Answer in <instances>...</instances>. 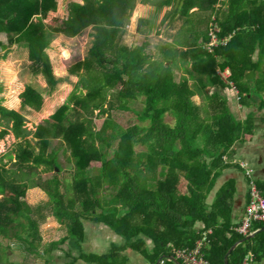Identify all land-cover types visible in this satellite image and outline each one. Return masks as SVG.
Instances as JSON below:
<instances>
[{
    "label": "trees",
    "instance_id": "obj_1",
    "mask_svg": "<svg viewBox=\"0 0 264 264\" xmlns=\"http://www.w3.org/2000/svg\"><path fill=\"white\" fill-rule=\"evenodd\" d=\"M149 2L159 9L176 4L174 16L185 19L193 40L185 46L187 50H181L176 41L165 44L164 60L159 62L147 54L149 44L122 47L120 39L136 0H74L69 3V15L54 18L50 27L43 19L57 9V0H0V35L7 36L9 46L28 49L32 72L42 74L52 88L59 84L46 52L53 40L60 34L74 38L90 27L95 31L86 64L89 71L80 80L87 93L74 92L37 128L38 153L27 143L13 152L14 163L5 162L7 156L0 160V264H9L7 243L12 240L39 257L51 251L42 254L40 250L36 214L41 212L26 198L31 187H40L50 196L54 216L67 229L62 243L70 240L80 249L86 221L104 223L126 240L107 254H67L65 264H127L129 248L157 264L162 257L176 258L174 249L193 248L209 230L203 256L210 264H225L229 249L246 238L232 223L236 191L232 178L220 186L211 203L209 196L223 170L231 166L225 156L236 143L255 136L258 113L252 112L245 123L238 121L224 98L211 89L230 86L219 73L229 69V82L239 91L241 102L264 109V0H144ZM194 8L215 14L219 37L231 36L226 45L208 53L203 48L210 40L208 28L197 44L200 31L193 21ZM180 57L192 63L193 84L188 78L175 80ZM83 65L79 62L70 73L77 75ZM251 72L256 73L253 80L248 79ZM139 96L146 97L141 113L129 106ZM195 96L203 103L197 105ZM20 99L36 112L44 103L43 95L32 87ZM116 109L131 112L139 124L124 129L111 115ZM96 111H100L97 117L104 118L101 125L95 124ZM168 114L175 118V125L167 123ZM26 123L23 114L0 102V142L10 134L26 140L30 135ZM53 140L70 153L73 170L68 180L61 177L59 151L46 152ZM137 147L145 150L137 152ZM10 163L31 172L23 171L17 178L18 169L8 167ZM40 166L45 168L37 171ZM198 222L204 224L203 230L196 228ZM261 228L264 224H256L254 230ZM141 235L154 240L153 253L144 240L132 242ZM58 246L54 243L49 249ZM249 254L255 263L264 260V232L236 248L229 262L240 264Z\"/></svg>",
    "mask_w": 264,
    "mask_h": 264
},
{
    "label": "rangeland",
    "instance_id": "obj_2",
    "mask_svg": "<svg viewBox=\"0 0 264 264\" xmlns=\"http://www.w3.org/2000/svg\"><path fill=\"white\" fill-rule=\"evenodd\" d=\"M71 1L74 0H57V9L51 10L49 15L46 16L43 21L50 27V22L54 18H66L69 15V3ZM141 5H144L145 9L143 13H141V16H143V18L141 19L145 20V22L141 23V20H139V22H137L136 24V10ZM193 11V21L195 27L196 24H198L197 30L200 31L198 32V35L200 37L198 38L197 44H200L201 35L203 32H207V28L210 27L212 15L214 13L209 10L200 11L197 10V8H194ZM171 15L172 11L170 6L159 9L152 2L144 3V0H136L135 9L131 13L128 27L124 31L123 37L120 39L121 46L133 49L139 46H143L144 44H149L146 52L152 58V61H163L164 55L161 46H165V43L168 42V23ZM174 18H176L175 22H177V27L180 29L182 25L181 20L176 16H174L172 20H174ZM184 28V32H186V30L188 31V29H186V21L184 22ZM186 33L188 34V39L190 40L191 36L189 31ZM186 33H183V38H186ZM94 35L95 31L92 27H90L74 38L65 37L63 36V34H60L53 40L50 48L46 50V52H48L51 57L54 67V73L59 79V84L55 88L50 87L48 81H46L45 77L42 74L35 75L32 72L28 49L25 46H9L7 36L5 34L0 35V43H3L5 45V48L0 47V102L8 109L18 111L25 116L27 121L26 129L30 133L29 137L24 141L16 140L13 134H10V136L1 141L0 160L2 157L7 156L4 159L5 162L12 160L14 163L15 158H10L7 161L6 158L11 155H15L13 152L19 149L20 146H23L24 148L27 147V143H29L32 150H34L36 153L39 152V144L34 137L37 128L40 125H44L45 121H48V119H50L64 104H66L70 96L74 92L82 89L80 80L83 77L86 78L89 71L86 64L90 63L89 50L93 46L95 38ZM79 62H84V65L78 70L77 75H72L70 73V68H74V66ZM181 64H183L185 69L181 70V73L178 74L177 72L182 68L180 66ZM191 65L192 63L187 62L183 57L179 58V68L175 69V76L178 78V81H180V78L184 73L186 77L184 76L183 79L188 78L190 79L189 83L193 84V80L191 79V74L189 72V69L192 68ZM92 68L97 69V66L92 64ZM219 73L222 76L225 75L220 70ZM27 87L36 89L44 97V103L42 109L39 112H36L33 109L22 105L20 94L23 93ZM85 93H87V91H85ZM108 94L109 98L112 99L114 91L111 90ZM16 99H19V103H16ZM194 100L199 102L200 99L194 98ZM200 101L202 102V99ZM129 106L134 112H144V109L146 107V97L139 96L137 99L133 100L129 104ZM109 107H111V105L108 104L107 108ZM99 113L100 111H96L94 115L95 124L97 125H101L104 119L101 117H97ZM111 115L113 116L115 121L126 130L134 125L139 124L137 121H135L134 115L131 112L116 109L111 111ZM166 121L170 125H175L176 123L175 118L172 114L167 115ZM141 125L148 126L149 123ZM143 150H145L143 147L136 148L137 152ZM53 151H59V162L61 163L62 168L61 177L63 180H68L71 177V172L73 170V164L69 161L70 153L64 152V148L58 140H53L51 146L48 148V150H46L48 154H51ZM13 163H10L8 167L18 169L16 175L17 178L22 177L21 175L23 171L31 172V169H22ZM44 168L45 166H40L36 170L42 171ZM56 171L59 172L60 170ZM29 178L31 177H25L26 180ZM42 191L43 193H46L43 189ZM1 196L2 195H0V197ZM44 197L48 198V195H45ZM26 198L28 199L30 204L34 203V205H36L35 208H39L41 212L39 214H36V218H39V227L40 225L46 227H42V231L45 232V234H54L51 229L56 227V225L53 224V222L56 221L53 218L54 213L53 207L50 203L51 200L44 201L42 197H37L32 193V189L27 191ZM86 223V232H94L96 229L98 230L99 228H101V226L99 225L93 226L94 224L89 223L88 221H86ZM90 224H92L93 226L92 229H90ZM255 231L256 230H254L253 228V232ZM60 232H63V234H65L64 229L60 228V231L57 234H61ZM7 244H9V242ZM24 253L22 251L19 255H12V259L15 261L14 264H46V262H49L46 259H42L37 255L31 254L27 249L24 250ZM135 256L138 255L136 254ZM64 259L66 258H62L55 264H62V260ZM9 264L11 263L9 262Z\"/></svg>",
    "mask_w": 264,
    "mask_h": 264
},
{
    "label": "crops",
    "instance_id": "obj_3",
    "mask_svg": "<svg viewBox=\"0 0 264 264\" xmlns=\"http://www.w3.org/2000/svg\"><path fill=\"white\" fill-rule=\"evenodd\" d=\"M175 5H176L175 3L173 5H170L172 15L169 18V23H168L169 38H168V42L166 43L173 44L176 41L179 44V48L181 50H187V47L185 46H188L189 39H188V34L186 33L188 31L186 30V32H184L185 20L176 15V17H179L182 23L180 29L177 27V22H175L176 18L172 20L175 13ZM141 6H139L138 9L136 10V17H135L136 24L137 22H139V20H143L141 19L143 18V16H141V13H143L145 9H144V5ZM208 29L210 28L208 27ZM183 33H186V38H183ZM162 48L163 45L161 46V49ZM180 66L182 68L180 69V71L177 72L178 74L181 73V70L185 69L183 64H181ZM184 76L185 74L183 73V75L180 78V81H178L177 80L178 78L175 76V80L177 82H181ZM255 77H256V73H255ZM211 90L213 93L218 92L224 98L234 117L242 123H245L247 121L249 115L252 112L256 111L258 113V122L256 123L257 130L255 131V136L252 138H246V140L236 143L232 147L231 151L225 156V160L229 164H231V166L223 170L222 174L218 178V182L214 187V190L209 196V202L211 203L220 186L226 180L232 178V180L234 181V187L236 189L233 196V205H232V223L235 226L234 228L235 230L242 224L246 216V208L251 199V187H250L251 178H254L257 181L258 188L264 194V109L260 111L255 107H246L241 102L239 91H236L231 86L212 88ZM194 98H198L201 100L199 96H195ZM200 100L199 102H197L196 100L194 101L196 102L197 105H200L203 103V100L202 102ZM260 104L261 102L259 101L258 105ZM243 164H246V167ZM248 168L253 170V173L251 175L248 173ZM31 189H32V193L35 194L37 197L38 196L42 197L44 201L50 200V196L48 195V193H43L40 187L28 188V190ZM44 194L48 195V198H45ZM30 205L34 206V208L36 206L34 205V203ZM53 218L56 221L53 222V224L56 225V227L51 229L54 234H45V232L42 231L43 225H40L39 227V231H40L39 235L42 238L41 247H40L42 254L46 250H51L48 252V255L41 258L46 259L51 263L53 262V264L60 261L64 257L66 259H64L65 262L64 260H62L63 261L62 264H65L66 260H68L67 254L77 256L81 251L86 254H107L111 252L114 245L124 246L126 243L125 238L120 234H118L113 229H111L108 225L104 223H93L88 221L89 223L94 224L93 226L99 225L101 226V228H99L98 230L96 229L94 232L93 231L86 232L85 230V240L83 241L79 249L70 240H66L64 243H62V240H64L67 237V229L59 223L58 219L55 216H53ZM92 224H90V229L93 228ZM84 225L86 229L87 223L85 222ZM60 228L64 229L65 234H63V232H60L61 234H57L60 231ZM196 228L199 230L200 229L203 230L204 224L198 222L196 224ZM137 239L144 240L147 244V248L149 252L153 253L155 249V242L151 237H146L144 235H141L139 237L132 239V242H135ZM54 243H59V246L53 249H49L50 245ZM8 247H9V249H7L8 262L14 264L15 261L12 259V255L13 254L19 255L22 251L24 253L25 244L16 240H12L9 242ZM136 254L138 256H135ZM125 255L129 259L127 264H151L150 261H148L143 255L134 251L131 248L125 251ZM177 262L178 260H174L173 258L164 257V260L161 264H178ZM255 264H264V260L261 263H255Z\"/></svg>",
    "mask_w": 264,
    "mask_h": 264
},
{
    "label": "built area",
    "instance_id": "obj_4",
    "mask_svg": "<svg viewBox=\"0 0 264 264\" xmlns=\"http://www.w3.org/2000/svg\"><path fill=\"white\" fill-rule=\"evenodd\" d=\"M214 20L215 15H213L210 25V40L203 45V48L208 53H213L219 45L224 46L231 39V36L224 39L219 37L220 30L218 25L215 24ZM221 72L225 74L223 76L220 74L222 79L232 86V83L229 82V78L231 76L230 70L226 69ZM243 165L246 167V164ZM248 173L251 175L253 170L248 168ZM250 187L251 199L246 208V216L242 224L235 229L236 232L246 237L253 232L255 224H264V194L258 188L257 181L254 178H251ZM211 232L212 230L204 232L202 238L193 248L174 249L176 259L182 264H210V262L203 256L202 252L205 244L208 242V236L211 234ZM240 264H255L254 255L249 254L244 262Z\"/></svg>",
    "mask_w": 264,
    "mask_h": 264
},
{
    "label": "water",
    "instance_id": "obj_5",
    "mask_svg": "<svg viewBox=\"0 0 264 264\" xmlns=\"http://www.w3.org/2000/svg\"><path fill=\"white\" fill-rule=\"evenodd\" d=\"M254 78H255V72H251V73L248 75V79L253 80ZM79 94L82 95V96H84L86 93H85V91H84L83 89H81L80 92H79ZM10 158H11V159H14V158H15V155H11V156H9L8 158H6V161H7L8 159H10ZM57 170H59V168H58ZM261 232H264V228H261V229H259V230H256L255 232H253L252 234H250L249 236H247L245 239L239 241L238 243H235V244L229 249V251L227 252V254H226V256H225V259H224V263H225V264H230V262H229V257H230V255L232 254V252H233L236 248H238L240 245H242V244L246 243L247 241L252 240L253 238H255L256 235H257L258 233H261ZM173 259H174V260H177L176 258H173ZM163 260H164V257H162V258L158 261L157 264H161V263L163 262ZM177 263H178V264H182V263L179 262V261H178Z\"/></svg>",
    "mask_w": 264,
    "mask_h": 264
}]
</instances>
